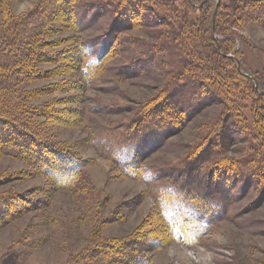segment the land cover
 Masks as SVG:
<instances>
[{
    "label": "rangeland",
    "instance_id": "rangeland-1",
    "mask_svg": "<svg viewBox=\"0 0 264 264\" xmlns=\"http://www.w3.org/2000/svg\"><path fill=\"white\" fill-rule=\"evenodd\" d=\"M195 1L0 0L37 30L0 81V264H264V95L197 67L229 36L264 77V23L171 45Z\"/></svg>",
    "mask_w": 264,
    "mask_h": 264
},
{
    "label": "trees",
    "instance_id": "trees-1",
    "mask_svg": "<svg viewBox=\"0 0 264 264\" xmlns=\"http://www.w3.org/2000/svg\"><path fill=\"white\" fill-rule=\"evenodd\" d=\"M172 0H166V3ZM215 0H196L198 7L202 11L200 18L196 21L193 20H182L178 25L179 31L167 30L166 31V40L169 41L171 45L176 44L174 41H179L185 43L186 36L184 37L188 28V25L196 23L199 30V35L201 39L207 40L212 39V30L217 32L227 31L226 24L232 23L235 21H243L245 19L258 24L264 23V18H260L264 14V0H218V6L214 4ZM216 3V2H215ZM32 19L28 16L20 19V25L9 27L6 26L4 30L0 32V81L13 82L18 76H24V72L28 69L27 62L31 59L32 54L36 51L35 47H32L35 42V34L37 30H34V26L29 27L27 23ZM7 30L10 32H18V38H11L5 35ZM16 30V31H15ZM40 33V32H39ZM213 40V39H212ZM233 39L229 36L221 38L218 44L208 45V52H210L215 58L208 61L202 62L198 68L202 69L203 73L211 70L212 72H217L221 78L222 83H226L228 78L234 77L237 80H242L250 88L257 93V95L263 96L264 94L260 93L264 91V77L256 75L248 65H246L241 57H238L235 60L232 56L229 55L230 50L232 49ZM171 62H174L173 60ZM232 63V67L229 71L225 68V63ZM191 64L190 62H187ZM19 64V66H17ZM225 64V65H224ZM17 66V67H16ZM254 76V80L252 79ZM250 75V76H249ZM11 83L8 86H5V100H9L11 88L9 89ZM178 93H183L184 97L187 95L186 88L181 87L176 90ZM172 101H169L168 105L171 106ZM173 106V105H172ZM7 106H2L3 110L8 112V109H5ZM7 108H10L7 107ZM264 110V105L257 108L256 119L258 125L261 127L260 130H264V113L261 112ZM4 111V112H5ZM8 124L13 125V119L8 120ZM7 122V121H6ZM4 134V135H1ZM263 134V132H262ZM13 137V135H12ZM11 138V133L8 131H2L0 129V141L7 145H13ZM17 144L16 142H14ZM125 264H130V261H124Z\"/></svg>",
    "mask_w": 264,
    "mask_h": 264
}]
</instances>
